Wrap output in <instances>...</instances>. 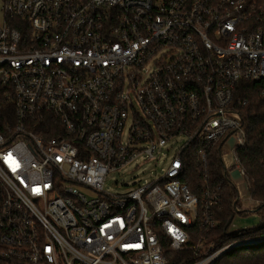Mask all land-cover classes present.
Here are the masks:
<instances>
[{
  "label": "built area",
  "instance_id": "built-area-1",
  "mask_svg": "<svg viewBox=\"0 0 264 264\" xmlns=\"http://www.w3.org/2000/svg\"><path fill=\"white\" fill-rule=\"evenodd\" d=\"M2 11L0 264H216L264 242L203 235L220 223L219 166L239 211L263 220L237 99L264 80L262 0H3ZM134 163L160 171L106 192Z\"/></svg>",
  "mask_w": 264,
  "mask_h": 264
},
{
  "label": "trees",
  "instance_id": "trees-1",
  "mask_svg": "<svg viewBox=\"0 0 264 264\" xmlns=\"http://www.w3.org/2000/svg\"><path fill=\"white\" fill-rule=\"evenodd\" d=\"M237 99L246 101V104L239 109L247 133V145L239 151L240 161L248 176L252 198L261 202V206L256 211L263 216V220L256 228L230 232L231 222L238 214L249 216L251 212L239 211L237 188L223 174L220 166L216 167V173L212 178L222 185L223 210L220 213L217 229L210 234L204 231L203 235L210 239L216 238V242L223 245L264 236V80L240 84ZM194 193L201 196L200 192ZM216 264H264V242L235 248L222 256Z\"/></svg>",
  "mask_w": 264,
  "mask_h": 264
},
{
  "label": "rangeland",
  "instance_id": "rangeland-1",
  "mask_svg": "<svg viewBox=\"0 0 264 264\" xmlns=\"http://www.w3.org/2000/svg\"><path fill=\"white\" fill-rule=\"evenodd\" d=\"M2 8L3 0H0V20L3 22L4 14ZM174 154L175 150L171 152V156ZM158 171L160 169H156L151 164L138 163L136 165L134 163L125 169L111 173L106 179L104 189L112 195H124L131 192L136 187V184L151 181ZM259 224L258 217L238 214L230 226V232L256 228Z\"/></svg>",
  "mask_w": 264,
  "mask_h": 264
},
{
  "label": "snow or ice",
  "instance_id": "snow-or-ice-1",
  "mask_svg": "<svg viewBox=\"0 0 264 264\" xmlns=\"http://www.w3.org/2000/svg\"><path fill=\"white\" fill-rule=\"evenodd\" d=\"M179 239V237H177Z\"/></svg>",
  "mask_w": 264,
  "mask_h": 264
}]
</instances>
